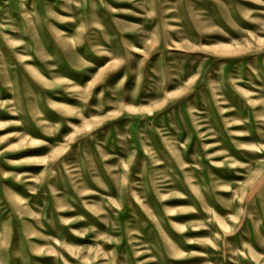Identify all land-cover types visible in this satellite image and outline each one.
<instances>
[{
	"label": "rangeland",
	"instance_id": "rangeland-1",
	"mask_svg": "<svg viewBox=\"0 0 264 264\" xmlns=\"http://www.w3.org/2000/svg\"><path fill=\"white\" fill-rule=\"evenodd\" d=\"M0 264H264V0H0Z\"/></svg>",
	"mask_w": 264,
	"mask_h": 264
}]
</instances>
